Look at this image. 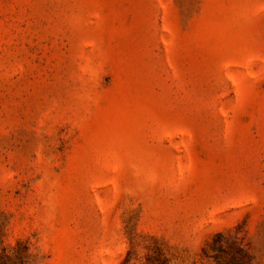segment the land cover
Instances as JSON below:
<instances>
[{"label":"rangeland","instance_id":"1","mask_svg":"<svg viewBox=\"0 0 264 264\" xmlns=\"http://www.w3.org/2000/svg\"><path fill=\"white\" fill-rule=\"evenodd\" d=\"M0 264H264V0H0Z\"/></svg>","mask_w":264,"mask_h":264}]
</instances>
